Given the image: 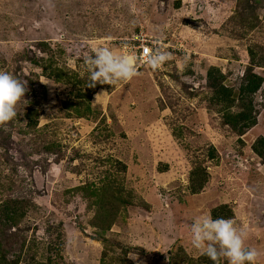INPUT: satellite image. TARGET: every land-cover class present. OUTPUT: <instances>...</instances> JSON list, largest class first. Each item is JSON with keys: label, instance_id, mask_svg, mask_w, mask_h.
Returning <instances> with one entry per match:
<instances>
[{"label": "rangeland", "instance_id": "374dc122", "mask_svg": "<svg viewBox=\"0 0 264 264\" xmlns=\"http://www.w3.org/2000/svg\"><path fill=\"white\" fill-rule=\"evenodd\" d=\"M137 35L172 53L161 69L139 59ZM96 46L134 53L141 75L90 92L84 53ZM257 62L264 63V0H0V69L27 81V103L0 125V236L8 251L0 264L18 254L17 264H48V255L51 264H100L104 250L105 264H207L187 224L209 213L242 228L264 264V162L252 151L264 138ZM249 67L263 79L251 98L257 123L238 136L212 106L206 77L216 70L237 89ZM80 88L91 96L87 118L67 108ZM199 167L208 180L191 194ZM108 177L127 204L100 236L91 225L97 200L85 187ZM11 200L19 216L1 226Z\"/></svg>", "mask_w": 264, "mask_h": 264}, {"label": "clouds", "instance_id": "9594fccd", "mask_svg": "<svg viewBox=\"0 0 264 264\" xmlns=\"http://www.w3.org/2000/svg\"><path fill=\"white\" fill-rule=\"evenodd\" d=\"M156 43L159 45V41ZM123 47L130 45L124 44ZM146 52L150 53L146 63L153 70L161 69L172 56L163 46L146 49ZM76 55L79 56L80 52ZM83 63L88 73L87 88H94L97 84L114 86L141 75L134 53L120 55L107 46L94 47L92 54L85 52ZM26 85L27 81L0 69V125L17 116L18 103H27L24 100ZM187 227L191 233V247L208 257L213 264H221L222 259L227 264H256L259 253L246 247L247 234L232 219H213L209 213L192 219ZM128 257L136 259L132 252Z\"/></svg>", "mask_w": 264, "mask_h": 264}, {"label": "trees", "instance_id": "16d2710c", "mask_svg": "<svg viewBox=\"0 0 264 264\" xmlns=\"http://www.w3.org/2000/svg\"><path fill=\"white\" fill-rule=\"evenodd\" d=\"M248 52L250 53V56L252 58V62H254L256 55V51L253 49H249ZM256 65H264L262 62H257ZM54 73H49V76H57L59 71H50ZM60 78H58L56 81L58 82ZM71 78H68L66 80L67 83ZM225 77L222 73H219L216 70H211L206 77V85L208 88L211 89L212 92V106L218 107L220 112L222 113V120L224 125L229 126L238 136L243 135L246 131L253 128L256 125V117L253 115L254 107L252 105V96L260 89L261 84L263 82V79L253 72L251 67L245 68L244 72L242 74L241 78V84L237 89H234L233 87H228L225 83ZM75 85H80L79 87L82 88L84 86L83 81L80 80L77 81V83H74ZM86 84V83H85ZM81 88L77 90L75 95V100L69 101L68 110L72 115H74L76 118H87L93 114V111L91 110V105L89 104L91 101V96L89 94H85L81 91ZM95 88H93L92 91L94 92ZM84 99V100H82ZM237 103V105H236ZM232 107H239V111L236 113H232L230 111V108ZM28 128L30 130H35L37 127V119L32 114H28ZM48 146V147H47ZM45 147V150L48 148V152H52L53 145L49 143ZM252 151L255 155L260 157L262 161L264 162V138L260 137L257 138L253 145H252ZM209 158L211 160L215 159V151L211 149L209 153ZM201 170L198 171L197 169H194V171L190 174V193L191 194H197L199 193L206 184V181L208 180V173L204 168L199 167ZM103 181H101V186L94 187V185H91L93 189H90L88 186L85 187L87 196H90L92 198H95L96 204H97V211L93 216L91 225L95 228V230H98V233L100 236H103L108 231L111 230L112 225L114 224L115 216L120 211L121 208H125L127 204V198L126 196L119 195V186L116 184L115 180H111L109 177L105 179V183L103 184ZM129 194V193H128ZM130 196V195H129ZM131 198V196H130ZM4 209L3 211V221L1 223V226H5L6 224H15L14 220L18 218L19 215H17V205L19 202L11 200L10 202L5 201ZM117 204L116 210L109 209L113 206V204ZM120 207V209H119ZM114 216V217H113ZM215 216V215H214ZM220 218L219 216H215L214 219ZM4 224V225H3ZM105 243L109 244V241L103 239L102 240ZM4 239H2V236H0V258H3L5 254L1 253V251L7 253L3 246ZM112 247H115L118 244H115L114 242H111ZM111 247V249H112ZM2 248V249H1ZM107 252L108 250H104L102 253V258L100 260V264H105V259L107 258ZM126 248L122 249L121 254H126ZM16 258L10 261L11 264H17L21 260V255H16ZM208 258V257H206ZM47 263L51 264L52 258L48 257L46 258ZM125 259H123L124 261ZM202 260H205L202 257ZM207 264H213L212 261H210Z\"/></svg>", "mask_w": 264, "mask_h": 264}, {"label": "built area", "instance_id": "2783aa9c", "mask_svg": "<svg viewBox=\"0 0 264 264\" xmlns=\"http://www.w3.org/2000/svg\"><path fill=\"white\" fill-rule=\"evenodd\" d=\"M133 40L139 42V46L137 47L139 49V59L146 63V57L150 54L146 52V49H153L155 44L152 45V43H148L143 37L141 39V36L139 35L135 36Z\"/></svg>", "mask_w": 264, "mask_h": 264}]
</instances>
